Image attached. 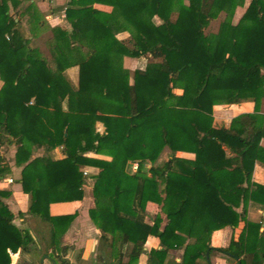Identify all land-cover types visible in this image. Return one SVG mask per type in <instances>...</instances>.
Returning <instances> with one entry per match:
<instances>
[{
	"label": "trees",
	"instance_id": "obj_1",
	"mask_svg": "<svg viewBox=\"0 0 264 264\" xmlns=\"http://www.w3.org/2000/svg\"><path fill=\"white\" fill-rule=\"evenodd\" d=\"M187 1L71 0L65 9L70 30L55 29L47 60L22 32V2L0 0V148L18 146L29 214L50 227L46 249L56 247L49 255L57 264H68L54 256L77 215L51 216L50 206L83 200L87 168L99 169L89 215L102 233L107 264H139L151 237L160 249L150 252L148 264H212L217 255L233 264H264L262 223L249 221L246 210L250 202L264 211V185L252 182L256 164L264 165V0H251L240 21H224L217 35L206 34L212 21L242 4ZM120 33L130 35L119 40ZM124 56L162 62L131 76L117 66ZM74 67L76 86L67 76ZM244 102L255 103V113L230 127L214 126L216 106ZM41 147L62 148L65 158H34ZM165 149L169 159L156 166ZM131 162L140 164L135 174L127 171ZM147 164L151 177L142 171ZM9 170L0 154V177ZM225 186L241 191L242 213L222 197ZM11 195L0 190V264H13L12 254L35 244L14 222L5 202ZM149 202L160 208L152 219ZM241 223V235L227 248L211 246L214 232ZM173 250L183 251L179 263L169 259Z\"/></svg>",
	"mask_w": 264,
	"mask_h": 264
},
{
	"label": "crops",
	"instance_id": "obj_2",
	"mask_svg": "<svg viewBox=\"0 0 264 264\" xmlns=\"http://www.w3.org/2000/svg\"><path fill=\"white\" fill-rule=\"evenodd\" d=\"M22 2L20 5L19 13L22 11H27L24 17L22 18L21 29L25 27H34L38 29L35 34H30L29 40L31 42L30 47L32 49L40 47L45 43L52 42V32L49 29H54L56 27H62L64 29L70 30V24L66 19L65 9L71 0H18ZM30 7V8H29ZM27 8H29L27 10ZM95 8L103 12H109L110 7L104 5H95ZM12 5H10V14L16 16L17 21V11ZM23 31V30H22ZM46 45V44H45ZM155 59V58H154ZM160 60V59H157ZM143 70V69H140ZM36 74V73H35ZM78 74L79 68L74 67L70 68L67 71V76L73 85L78 84ZM38 76V74H36ZM53 105H51V109ZM64 109L67 110V103H64ZM218 109V108H216ZM226 114L230 115L231 121L228 125H221L225 127H230L233 119L245 115L255 113V103L253 102H244L238 105H230L226 110ZM224 116V115H222ZM220 120V119H219ZM215 122V119H214ZM216 122H219L216 120ZM216 124V123H214ZM101 130L102 127L100 126ZM264 147V141L262 142ZM15 145L10 146L12 150L11 157L7 155H2L6 158V162L10 167V176H5V178L0 177V190L2 191H11L12 195L9 199H6L5 202L10 207L11 211L15 216V224L22 230L28 231L33 237L35 244L29 246L27 252L19 251L12 255L13 264H34V257L38 256L41 247L37 242V238L40 234V229L30 228L29 225L34 221H39V218H36L29 214V209L31 205V197L26 195L23 192V187L20 184L22 167H17L15 164V155L17 150ZM178 157L193 160L195 156L189 153H179ZM50 158L53 161L62 160L65 158L62 148H55L53 150H46V148L41 147L36 150L34 153V158ZM88 157H96L100 159H106L102 156H96L94 154H88ZM156 166H158L156 164ZM151 165H149V169ZM87 175L86 184L83 187L84 198L82 201L75 202H61L54 203L50 206L51 216H65V215H77L75 220L69 226L68 230L63 236L59 239L58 247L67 248L65 254V259L69 264H97V258L99 257V249H101V231L94 225L93 221L90 218L89 211L94 209L95 198H94V185L96 180L94 175L98 174L99 169L97 168H87L85 170ZM13 180V183L9 181ZM252 182L264 185V165L256 164L255 170L252 176ZM222 197L228 203H231L235 209L242 213L244 209V202L241 197V191L231 187L225 186L222 191ZM247 210V219L254 223H262L261 232L264 231V211L251 207L250 202L246 206ZM148 218L152 219L156 214L160 213V208L157 204L149 202L147 204ZM164 223L163 228L167 223L165 216H163ZM38 220V221H37ZM244 228V223H241L237 228L226 227L222 230H218L213 233L211 237V246L214 248H227L233 238H238ZM48 246V245H46ZM47 248V247H46ZM56 248V247H54ZM47 253H41L39 256V264H57L56 261L51 258L49 252L52 253V249ZM160 249V240L158 238H149L147 241L144 251L147 259L149 261V254L152 250ZM46 250V251H47ZM171 256L180 254V257L176 259V262L181 261L183 251L182 250H173L170 252ZM144 253L142 254V256ZM141 256V258H142ZM140 258V260H141ZM140 262V261H139ZM212 264H227L228 262L224 259H217L216 256L212 257Z\"/></svg>",
	"mask_w": 264,
	"mask_h": 264
},
{
	"label": "rangeland",
	"instance_id": "obj_3",
	"mask_svg": "<svg viewBox=\"0 0 264 264\" xmlns=\"http://www.w3.org/2000/svg\"><path fill=\"white\" fill-rule=\"evenodd\" d=\"M250 1L251 0H244V2H243L241 0H237V2L239 4L241 3L242 5H239L236 8V10H235V12L233 14H231L229 12H225V11L222 12L219 15V17L217 19H215L214 21H212V23L208 26V28L206 29V34L207 35H217V34H219L220 31H221V28H222V23L224 21H231V23L237 24L240 21V19L243 17V15L245 14V12H246L249 4H250ZM185 3L188 4V1L185 0ZM108 7H110V6H108ZM109 10L110 11L108 13H112L114 9L112 7H110ZM154 22H155L156 25H161L162 24V21L159 18H155ZM57 28H62V27H56L54 29H49L52 32V36H53L51 44L50 43H45L46 45L43 44L39 48L38 47L34 48L35 50L39 51V54L41 56L47 58V60H51V55H52L51 47L53 46V44L55 43V40H56L55 39V29H57ZM62 29H64V28H62ZM22 30H23L22 32H23L24 36L27 37L28 39L30 37V34H35V32L38 31V29H36L34 27H30V26L29 27H25L24 26L22 28ZM129 35H130L129 33H120V34L117 35V38L119 40H122V39H126L127 37H129ZM30 45H31V42H30ZM11 62L12 63L14 62V58H12ZM161 62H162V60L154 59L152 56L141 57V58H130V57L124 56V57H119V59L117 60V66H120L124 71L128 72L129 74H131V76H133L135 71L140 70V69L145 70L149 65H155V64H159ZM35 76H37V75L35 74ZM40 82L42 84H44L42 82V80H40ZM132 82L133 81L131 80V83ZM3 85H4V82L0 78V89L3 87ZM174 92L177 95H181L183 93V91L180 90V89H176ZM229 106L230 105H220V106H216L214 108L212 117H213V120L215 119L214 123H216V124H214V126L216 128H220L221 125H228L230 123V121H231L230 115L226 114V113H223V112H225L224 110H226ZM216 108H218V109H216ZM52 109H51V106H50V110H52ZM261 110H262V112H264V101L262 102V109ZM222 115H224V116H222ZM216 120H218L219 122H216ZM100 126L102 127V125L98 123L97 127L99 128V130H101ZM17 147L18 146L15 147L16 150L18 149ZM0 154L7 155L6 156V158H7V157H11V155L13 153H12V150H11L10 147H6L5 146L3 148H0ZM170 155H171V152L168 149H165L162 152V154L159 157V159L156 162V164L158 166H162L163 163L166 162L169 159ZM15 157H16V155H15ZM135 163H138V162H131V163L128 164V167H127L128 173L135 174V173H137L139 171V170L138 171L132 170V166ZM15 164H16V162H15ZM139 169H140V164H139ZM142 169H143L142 170L143 173H145L146 176L151 177V174L149 173V164H147L146 166L144 165V167ZM11 174H12V172L8 171L5 174V176H10ZM85 174H86V172H84V175ZM29 227L30 228H34V229H40V234H42L41 237L39 236L37 238V242L39 243V245L41 247V250H40V252H38V256L34 257L35 258L34 264H39V260H40L39 256H40V254L41 253L43 254L45 252L47 253V251H46L47 250L46 249L47 246L46 245H49L48 242H49V229H50V227L46 223L41 221L40 219L38 221V224H37V222L34 221L33 223H31L29 225ZM61 249L62 248L60 247L56 251L54 258L58 259L61 262L62 261H67L65 259V253H62ZM102 254H104V252L102 251V249H99V255H98L99 257L97 258V264H107V261L105 262L104 259L101 258ZM145 254H147V253L144 252V255L142 256L139 264H148L149 263V261L147 259V256ZM178 257H180V254L173 255V256H171V254H169V259L170 260H175L176 261V259ZM216 257H217V259H224L220 255H217ZM224 260L226 261V259H224ZM179 262H180V259H179ZM66 263H68V262H66ZM44 264H46V263L44 262ZM227 264H233V263H227Z\"/></svg>",
	"mask_w": 264,
	"mask_h": 264
},
{
	"label": "built area",
	"instance_id": "obj_4",
	"mask_svg": "<svg viewBox=\"0 0 264 264\" xmlns=\"http://www.w3.org/2000/svg\"><path fill=\"white\" fill-rule=\"evenodd\" d=\"M132 170H134V171H138V170H139V164H138V163H135V164L132 166ZM9 182H10V183H13V180H10Z\"/></svg>",
	"mask_w": 264,
	"mask_h": 264
},
{
	"label": "water",
	"instance_id": "obj_5",
	"mask_svg": "<svg viewBox=\"0 0 264 264\" xmlns=\"http://www.w3.org/2000/svg\"><path fill=\"white\" fill-rule=\"evenodd\" d=\"M53 264H55V263H53Z\"/></svg>",
	"mask_w": 264,
	"mask_h": 264
}]
</instances>
